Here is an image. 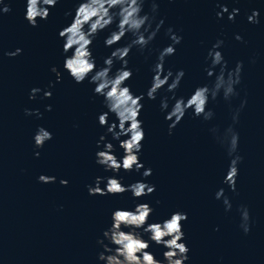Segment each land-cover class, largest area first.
Returning <instances> with one entry per match:
<instances>
[{"label":"water","instance_id":"1","mask_svg":"<svg viewBox=\"0 0 264 264\" xmlns=\"http://www.w3.org/2000/svg\"><path fill=\"white\" fill-rule=\"evenodd\" d=\"M75 3L60 0L36 28L23 19L24 0H11V11L0 16V264H97L96 240L109 226L111 211L131 209L140 202L154 209L149 222H161L175 211L187 213L182 225L190 250L186 264H264V0H156V19L164 24L151 45L152 55L133 50L127 58L133 75L126 84L132 92L140 95L149 87L156 50L170 43L164 35L168 27L183 38L164 65L185 72L177 97L211 84L204 58L217 39L224 42L219 50L228 67L237 62L243 67L236 96L229 101L221 96L209 100L207 108L213 116L208 121L186 113L171 136L159 110L160 96L142 101L138 119L143 121L145 138L139 159L152 170L146 182L155 185L142 201L127 193L87 194L86 185L110 175L94 163L96 141L105 132L96 116L106 109L87 80L77 85L64 73L55 83L49 72L52 66L62 69L57 35L71 19L64 12ZM217 3L227 4L229 10L238 7L240 14L232 22L226 16L217 20ZM150 8L151 0H146L143 11L150 13ZM252 9L260 11L258 25L247 23L246 14ZM106 35L100 33L90 46L97 66H103L112 50L104 46ZM235 35L242 40L237 42ZM126 42L127 37L119 44ZM16 48L22 49L21 55L13 59L4 55ZM50 82L54 85L49 89L51 99H41L42 92L35 100L28 99L32 88L43 91ZM241 101L246 103L233 125L232 115ZM47 105L51 111H45ZM25 109L39 110L40 118L25 116ZM229 126L239 134L237 154L242 157L235 192L222 184L229 158L218 138ZM38 127L47 129L52 139L36 150L32 137ZM34 151H39L38 158ZM40 175L55 176L56 183H38ZM121 176L125 185L141 180L137 173L121 172ZM60 179L68 185L61 187ZM222 187L232 205L228 212L222 201L214 199ZM242 207L249 213L247 235L239 227ZM146 251L159 258L163 249L151 244Z\"/></svg>","mask_w":264,"mask_h":264},{"label":"clouds","instance_id":"2","mask_svg":"<svg viewBox=\"0 0 264 264\" xmlns=\"http://www.w3.org/2000/svg\"><path fill=\"white\" fill-rule=\"evenodd\" d=\"M146 0H76L73 8L65 11L64 16L70 17L58 31L57 38L61 41V56H63L62 69L57 70L52 66L49 72L55 76V83H60L64 73L75 83L86 81L91 87L94 96L102 98V106L106 111L97 114L98 126L105 128V132L96 141L94 163L110 175L98 176L91 185H86L90 197H119L129 194L134 201L144 200L155 191V185L146 182L152 175L151 168H146L140 162L142 141L145 138L143 121L138 119L143 108L142 101H155L160 96L159 110L164 113L169 136L181 123L186 113L191 112L194 118L208 121L213 112L208 109L209 100L215 101L221 96L224 101H229L237 95L235 89L240 84L243 64L237 62L234 68H229L219 49L223 40L217 39L207 50L204 62L206 79L211 84L197 86L188 96L177 97L176 91L185 76L183 69L173 72L165 69L167 58L173 56L176 46L180 45L182 37L168 27L164 35L170 43L162 49L156 50L155 61L149 71L152 74L149 87L143 94L137 95L131 91L126 81L133 75L129 67V54L135 50L140 55L145 52L152 55L153 41L160 33L164 20L157 21L158 4L151 0L150 13L143 11ZM172 3L173 0H168ZM60 0H24L23 19L29 27L36 28L39 22H45L50 10L55 8ZM215 12L217 20L227 18L228 22L234 21L240 14L238 7L225 3H217ZM11 11V0H0V16ZM247 23L258 25L260 11L252 9L246 14ZM106 32L103 41L106 48L112 49L110 55L103 59V66H97L92 54L91 45L97 36ZM127 37V42H119ZM237 42L242 40L240 35H235ZM22 49L6 51L4 55L13 59L21 55ZM254 62V61H253ZM119 64V68L114 66ZM54 87L49 83L47 89L34 87L29 91L28 99L35 100L42 92L41 99L48 100L52 97L49 89ZM246 101H241L240 108L232 115V123H238L239 112L244 108ZM207 109V110H206ZM51 105L45 111H51ZM25 116L40 118L39 110L25 109ZM112 118L111 120L109 118ZM213 133L216 129L211 130ZM111 137V140L106 139ZM123 138V139H122ZM52 139V134L44 127H38L32 137L33 148L38 150ZM221 145L226 146L229 158L227 169L223 175L222 184L231 192L236 191L238 165L242 157L237 154L239 134L229 126L222 137L218 138ZM112 141H117L114 145ZM119 150V151H118ZM39 151H34V156L39 157ZM121 172L137 173L141 180L125 185ZM38 183H56L55 176L40 175ZM61 187H66L68 181L60 179ZM214 199L222 201L225 212L231 210V203L224 194V188L218 189ZM159 203V201H157ZM154 209L147 202L136 203L131 209L115 208L110 213L109 226L96 240L100 249L97 253V264H186L189 260V248L186 246L183 223L187 222V213L172 212L161 222H149ZM240 212V229L248 234L249 213L246 207L238 209ZM155 244L163 249L159 258H156L149 249Z\"/></svg>","mask_w":264,"mask_h":264}]
</instances>
